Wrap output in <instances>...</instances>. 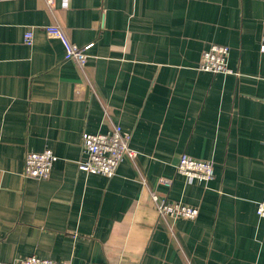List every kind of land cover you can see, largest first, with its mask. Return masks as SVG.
<instances>
[{
    "label": "crops",
    "instance_id": "0c3cea01",
    "mask_svg": "<svg viewBox=\"0 0 264 264\" xmlns=\"http://www.w3.org/2000/svg\"><path fill=\"white\" fill-rule=\"evenodd\" d=\"M48 24L91 44L84 65ZM262 36L264 0H0V261L264 264ZM212 43L234 73L199 68ZM116 125L135 156L78 170L82 134ZM46 148L49 177L25 176ZM182 155L212 178L178 173ZM153 193L198 213L159 215Z\"/></svg>",
    "mask_w": 264,
    "mask_h": 264
},
{
    "label": "built area",
    "instance_id": "2783aa9c",
    "mask_svg": "<svg viewBox=\"0 0 264 264\" xmlns=\"http://www.w3.org/2000/svg\"><path fill=\"white\" fill-rule=\"evenodd\" d=\"M48 1L52 2V0ZM43 29L48 38L56 39L62 44L65 59H72L80 65L85 64L88 57L87 49L91 44L83 47L73 44L58 25L48 24ZM32 40V30L28 29L24 32L23 42L30 44ZM261 42L260 49L264 50V36H262ZM228 56L229 47L227 45L212 43L203 50L199 68L212 73L232 74L234 71L227 64ZM134 156L135 152L129 147V136L116 125L107 132H84L82 134V157L77 162V168L86 173H98L110 178L115 174L118 164L124 157L132 158ZM55 159V155L48 148L38 152L29 151L24 157L23 174L27 177L47 178ZM176 171L188 179L209 180L213 176V165L207 160H198L182 155L176 164ZM161 181L167 185L170 184V180L163 179ZM152 198L156 202L159 215L169 216L172 219H192L198 213L195 206L171 202L163 197L160 198L155 193L152 194ZM256 213L259 217H264V196L257 203ZM0 264H70V262L30 255L16 260L0 261ZM87 264L107 263L89 262Z\"/></svg>",
    "mask_w": 264,
    "mask_h": 264
}]
</instances>
